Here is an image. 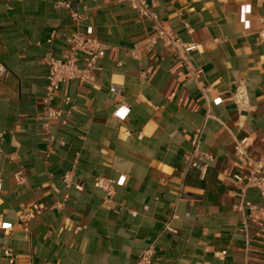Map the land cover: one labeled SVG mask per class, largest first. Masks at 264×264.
I'll return each instance as SVG.
<instances>
[{
  "label": "crops",
  "instance_id": "0c3cea01",
  "mask_svg": "<svg viewBox=\"0 0 264 264\" xmlns=\"http://www.w3.org/2000/svg\"><path fill=\"white\" fill-rule=\"evenodd\" d=\"M152 10L190 45L200 80L123 0H0V264L7 249L14 264H136L154 242L153 264H264L261 213L241 210L261 195L234 155L245 137L253 160L264 152V0H156ZM75 33L103 44L99 69L93 82L62 84L53 105L63 118L47 126L46 60ZM237 88L251 108L245 128ZM206 154V172L186 170L188 156ZM68 173L83 190L66 187ZM100 177L113 181L109 204ZM35 203L49 209L27 234L20 217Z\"/></svg>",
  "mask_w": 264,
  "mask_h": 264
},
{
  "label": "built area",
  "instance_id": "2783aa9c",
  "mask_svg": "<svg viewBox=\"0 0 264 264\" xmlns=\"http://www.w3.org/2000/svg\"><path fill=\"white\" fill-rule=\"evenodd\" d=\"M128 6L136 10L139 18L142 21H148L152 24L153 29L155 30L154 36L151 38V42L161 40L164 41L170 48L171 52L177 54V56L182 61L184 67L188 70L189 76L192 80H200L203 77L204 70L201 67H194L189 56L188 50L190 45L184 42L173 30L171 26H167L156 14L152 8L156 4V0H123ZM65 8L71 9L72 4H63ZM73 18L76 25H79L83 20L84 16L80 14L77 9L73 10ZM57 32H53L48 42L51 44L56 36ZM258 41L264 43V27L259 32ZM70 49L63 54L62 57L56 58L54 56L47 57V64L49 66V73L47 76L48 86L46 94L43 98V111L42 119L45 120L47 126L53 118L62 119L63 112L54 107L55 99L60 93L62 84L69 81H77L79 84H84L86 82H93L94 76L92 75L93 71L99 69L97 62L99 60L100 54L104 49L103 44L95 37H88L81 33H75L70 37L69 40ZM83 54L88 55V62L86 68H80L79 62ZM7 71L0 59V77L6 76ZM112 91L117 92L118 89L113 87ZM235 103L239 112V122L242 128H245L246 118L251 111L250 104L247 101V97L243 88H237L233 94ZM65 102L71 104L72 100L66 98ZM64 123V121H63ZM203 128H198L194 134L192 140V146L194 150L197 151L202 139ZM247 138H242L237 140L234 145V155L241 161L243 164H250L252 169L246 180L247 187H255L259 190L261 195V203L254 204L252 202H245L241 206V210L252 209L258 210L261 213V218L264 222V152L261 154L259 160H253L248 154V151L245 148ZM214 162V157L212 155L206 154L197 159L192 155L186 158V170H197L199 172H206ZM236 180L241 181L240 178L236 177ZM64 182L67 188L75 187L78 190H83L79 185H74L72 182L71 174L68 173L64 177ZM95 187L101 189L105 192V202L106 204L111 203L112 197L115 193V188L113 181L107 178H97L95 180ZM47 209L40 204H33V212H25L21 215L22 229L25 233H30V227L32 221L43 214ZM51 209V208H50ZM177 218V216H174ZM166 232L172 234H177V231L170 227L168 224L165 227ZM156 254V245L155 242L150 244L140 255L136 264H153V259ZM226 254L225 252L222 255ZM5 256L9 260V264H14L16 256L13 254L12 250L7 249L5 251Z\"/></svg>",
  "mask_w": 264,
  "mask_h": 264
}]
</instances>
